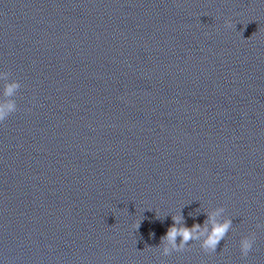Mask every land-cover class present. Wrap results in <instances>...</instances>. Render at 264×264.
Masks as SVG:
<instances>
[{"label": "clouds", "instance_id": "obj_1", "mask_svg": "<svg viewBox=\"0 0 264 264\" xmlns=\"http://www.w3.org/2000/svg\"><path fill=\"white\" fill-rule=\"evenodd\" d=\"M225 26L233 27L231 21H225ZM9 75L8 72H0V80L5 81L3 86L4 99L0 100V123L4 122L17 110V105L13 98L21 85L15 80L9 81ZM224 212V207H218L214 211L206 213L207 219L204 225L194 223L191 227L186 226L182 212L178 215H172L173 224L167 229L166 234L161 237V245L157 250L163 256H168L174 251H184L190 242L198 241L200 248L205 253L216 252L219 243L224 240L233 224L232 219L228 217L222 220L217 219ZM140 222L133 225L136 230L139 229ZM256 227L264 228V225L257 224ZM151 235H154V233ZM178 237L180 238L179 243H177ZM254 241V233L241 238L239 247L242 257H247L252 250Z\"/></svg>", "mask_w": 264, "mask_h": 264}]
</instances>
